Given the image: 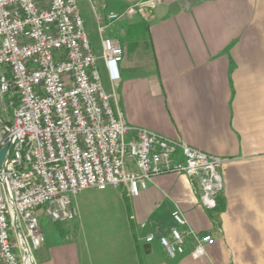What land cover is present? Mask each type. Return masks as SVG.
Segmentation results:
<instances>
[{
  "label": "crops",
  "instance_id": "crops-1",
  "mask_svg": "<svg viewBox=\"0 0 264 264\" xmlns=\"http://www.w3.org/2000/svg\"><path fill=\"white\" fill-rule=\"evenodd\" d=\"M137 5L134 16L114 22L118 29L127 26L123 39L112 37L125 51L118 110L129 126L224 159L217 207L203 208L197 183L181 172L154 177L137 197L125 185L114 187L110 201L93 193L78 200L74 195L70 230L57 223L42 229L37 261L264 264V0H200L162 19L150 0H106L102 15ZM102 54L95 52L105 69ZM177 210L197 234L215 239L198 259L191 255L190 238L175 258L159 242L160 235L171 239ZM85 219H99L104 231L84 237ZM151 234L156 238L148 243Z\"/></svg>",
  "mask_w": 264,
  "mask_h": 264
},
{
  "label": "built area",
  "instance_id": "built-area-1",
  "mask_svg": "<svg viewBox=\"0 0 264 264\" xmlns=\"http://www.w3.org/2000/svg\"><path fill=\"white\" fill-rule=\"evenodd\" d=\"M88 1L114 87L125 51L106 29L140 5L103 16L98 10L106 12V0ZM0 66L6 69L0 74V151L7 147L0 165V264H39L41 216L74 220L72 196L85 190L125 185L137 197L154 177L181 172L197 183L203 208L217 207L225 160L125 122L118 94L103 88L77 0H0ZM173 222L171 239L158 236L169 257L184 253L186 238L193 240L195 259L214 244L212 235L191 229L181 211Z\"/></svg>",
  "mask_w": 264,
  "mask_h": 264
},
{
  "label": "rangeland",
  "instance_id": "rangeland-1",
  "mask_svg": "<svg viewBox=\"0 0 264 264\" xmlns=\"http://www.w3.org/2000/svg\"><path fill=\"white\" fill-rule=\"evenodd\" d=\"M77 7H78V10H79L83 20L86 22L85 31H86V34L88 36L89 42H90L94 52H96L98 55V54L103 52V47H102L101 35L99 33V30H98V22H97L93 7L88 0H77ZM98 13L103 14L101 9L98 10ZM113 24H114V26L111 27L109 25L107 27L106 34H110L111 37H119V38L123 39L122 30L127 31V26L125 25L126 27H124V28L120 27L118 29V24H116V23H113ZM146 24L147 23L141 25V27L138 28V30H140L141 33L146 32V29H147ZM145 25H146V27H145ZM98 68H99L100 73H101V82H102L103 88L105 89V91L107 93L112 94L113 93V85L110 83V81L107 77V73L105 72V69H103V67H102L101 61H100V63H98ZM5 71H6V69L4 67L0 66V74L5 73ZM118 83H120V81ZM118 83H116L114 85V91H116V93H117L116 85H118ZM8 107H9L8 108L9 115L13 117V115L15 113V109L10 107V106H8ZM114 189H116V188L110 187L107 190H103V191L102 190H87V191L79 192L81 194L77 193L75 195V197H77V200H78L80 197H84L85 195L88 196V193H93V194H91V196H94L96 198L102 197V198L106 199L107 201H110L111 199L114 198L113 194L117 193L114 191ZM72 200L74 201V195L72 196ZM108 204H110V203H108ZM74 205H76V202H74ZM85 220H86L85 221V227L82 231L84 237H87V238L95 237V234L97 232L104 231L105 228L100 227L101 223L99 222V219H97V220L85 219ZM54 225H56V223H53L51 220H49V218H47L45 216H41V223H40L41 229L45 230V228H48V227L53 228ZM57 225L64 226L65 229L70 230L71 221L69 223L68 222L67 223H57ZM35 255H36V253H35Z\"/></svg>",
  "mask_w": 264,
  "mask_h": 264
},
{
  "label": "water",
  "instance_id": "water-1",
  "mask_svg": "<svg viewBox=\"0 0 264 264\" xmlns=\"http://www.w3.org/2000/svg\"><path fill=\"white\" fill-rule=\"evenodd\" d=\"M199 1L200 0H181L178 3H175L171 6H167L164 4H158L155 7V16L157 19H162L165 15H167L169 13L177 14L182 9H189L192 4H195ZM6 149H7V147H5L4 149H2L0 151V165L2 164Z\"/></svg>",
  "mask_w": 264,
  "mask_h": 264
},
{
  "label": "trees",
  "instance_id": "trees-1",
  "mask_svg": "<svg viewBox=\"0 0 264 264\" xmlns=\"http://www.w3.org/2000/svg\"><path fill=\"white\" fill-rule=\"evenodd\" d=\"M215 210V209H214Z\"/></svg>",
  "mask_w": 264,
  "mask_h": 264
}]
</instances>
